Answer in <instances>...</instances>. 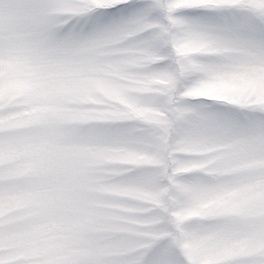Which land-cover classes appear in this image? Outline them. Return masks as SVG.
<instances>
[{
	"label": "snow or ice",
	"instance_id": "snow-or-ice-1",
	"mask_svg": "<svg viewBox=\"0 0 264 264\" xmlns=\"http://www.w3.org/2000/svg\"><path fill=\"white\" fill-rule=\"evenodd\" d=\"M0 264H264V0H0Z\"/></svg>",
	"mask_w": 264,
	"mask_h": 264
}]
</instances>
